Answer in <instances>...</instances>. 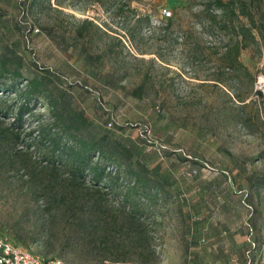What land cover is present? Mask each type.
<instances>
[{
    "label": "rangeland",
    "instance_id": "rangeland-1",
    "mask_svg": "<svg viewBox=\"0 0 264 264\" xmlns=\"http://www.w3.org/2000/svg\"><path fill=\"white\" fill-rule=\"evenodd\" d=\"M232 1L242 11L236 24L264 25V0ZM51 4L0 0V54H21L25 75L52 68L54 84L131 149L150 181L129 192L125 155L120 169L110 167L113 183L77 189L62 164L23 136L16 161H0V235L66 264H219L245 260L254 239L251 264H264L259 32L241 51L242 68L226 54L236 32L223 27L215 0ZM85 19L103 30L93 42L74 37ZM80 47L100 53L98 64L85 65ZM10 120L0 113V127Z\"/></svg>",
    "mask_w": 264,
    "mask_h": 264
},
{
    "label": "trees",
    "instance_id": "trees-1",
    "mask_svg": "<svg viewBox=\"0 0 264 264\" xmlns=\"http://www.w3.org/2000/svg\"><path fill=\"white\" fill-rule=\"evenodd\" d=\"M215 2L221 8L225 23L223 27H230L236 32V38L231 39L226 54L235 66L243 68L244 65L239 60L241 51L249 46V40L256 41L254 28L264 41V25L257 24L253 19L250 20V25H238L234 20L240 21L242 11H238L235 2ZM30 5L52 6L51 0H30ZM126 5L124 2L120 3L117 10H123ZM81 24L76 29L75 38L87 35L93 42L96 32L102 30L92 20L85 19ZM101 56L87 47L79 48L78 57L84 60L85 65L98 64ZM23 67V56L17 51L0 54V113L3 117L11 118L9 126L0 127V161H16L12 150L25 136L30 140L28 148L33 147L50 155L52 165H56V162L63 165L69 181L77 189L84 183H90V188L99 185L107 187L113 183L115 173L110 167L120 169L125 155L130 159L125 169L133 184L129 187V192L150 181L147 174L135 170L131 149L112 139L100 125L92 121L62 85L54 84L53 74L57 73L52 68L39 67L40 71L25 75ZM39 103L46 107L44 112L36 111ZM138 160V165L144 168L143 162ZM135 214V211L131 213L129 221L137 228ZM252 241L255 245L250 244L248 249L253 253L257 245L254 239Z\"/></svg>",
    "mask_w": 264,
    "mask_h": 264
},
{
    "label": "built area",
    "instance_id": "built-area-1",
    "mask_svg": "<svg viewBox=\"0 0 264 264\" xmlns=\"http://www.w3.org/2000/svg\"><path fill=\"white\" fill-rule=\"evenodd\" d=\"M163 15H170L171 12L167 9L162 10ZM39 29H36L38 31ZM261 66L260 73L257 75L255 89L258 93L264 95V71ZM252 241V240H251ZM255 245L254 242H251ZM251 249L245 251L244 259L232 257L221 261L219 264H251L252 257ZM0 264H66L58 257H43L30 249L23 248L7 237L0 235Z\"/></svg>",
    "mask_w": 264,
    "mask_h": 264
}]
</instances>
